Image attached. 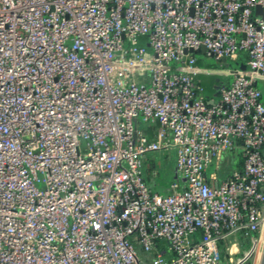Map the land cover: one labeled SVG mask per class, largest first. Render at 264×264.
Returning a JSON list of instances; mask_svg holds the SVG:
<instances>
[{
	"label": "built area",
	"instance_id": "built-area-1",
	"mask_svg": "<svg viewBox=\"0 0 264 264\" xmlns=\"http://www.w3.org/2000/svg\"><path fill=\"white\" fill-rule=\"evenodd\" d=\"M260 81L264 0H0V264H259Z\"/></svg>",
	"mask_w": 264,
	"mask_h": 264
},
{
	"label": "rangeland",
	"instance_id": "rangeland-1",
	"mask_svg": "<svg viewBox=\"0 0 264 264\" xmlns=\"http://www.w3.org/2000/svg\"><path fill=\"white\" fill-rule=\"evenodd\" d=\"M197 57H198V59L202 60V61H200V63L198 65H200L203 68L206 67V68H211V69H222L223 67H225L228 70H232L234 68L239 67L241 64V61H242V59L240 61H233V60L228 59L227 64H226L225 62H222L221 60H218L215 57H210V56H207L206 54H203V53H198ZM233 77L234 76L231 74H220L219 76L213 75L211 78V81L208 80V81H206V83H207V86H210L209 84L216 83L217 82L216 80L220 79V82L224 84L225 82H231L233 80ZM259 87L264 90V82L260 81ZM138 130H141V128H138ZM138 130L136 131V134L138 133ZM175 155L176 154L174 152L173 153L174 160L172 159L170 162L167 163V161H166L167 158H166L165 152H161V153L160 152H151L149 154V157L151 159H153V161H155V169L150 172L151 173L150 180H149V187L150 188L152 187L154 189H157V188L160 189L161 186H164V184L166 183L167 174H169V172L174 167ZM167 160H169V158ZM228 160H229V163L231 162L232 168H234L236 163L237 162L239 163L240 156L238 155V153H237V155H235V153H232L231 155L228 156ZM156 173L159 174L160 176L157 177ZM38 186L40 188H42L43 183L38 182ZM241 247H242V251H243L247 247L246 242L245 243L243 242V245ZM139 250H140L142 257H146L147 255H149V253H146L141 249H139Z\"/></svg>",
	"mask_w": 264,
	"mask_h": 264
},
{
	"label": "crops",
	"instance_id": "crops-1",
	"mask_svg": "<svg viewBox=\"0 0 264 264\" xmlns=\"http://www.w3.org/2000/svg\"><path fill=\"white\" fill-rule=\"evenodd\" d=\"M200 61H202V60L201 59H198V64L200 63ZM241 64H244V63L242 62ZM200 77L203 79L204 83L206 81H208V80L211 81V78H212L211 76H207V75H201ZM205 84H206V90H204V92H205V95L208 98V100L210 102H212L213 100H217L218 97H219V95L218 96H215V94L218 92V90H214L215 83H213V85L209 84L210 86H207V83H205ZM224 84L225 85H228V84H230V82H225ZM138 127L141 128V131L143 133H145L149 138H152V139L155 138V135H156L157 129H158V125L156 123H154V124H152V123H143V122H141L139 120ZM149 154H147V156L144 159L147 162L146 165L151 164V166H150L151 169L148 170L149 171V178L148 179L150 180V175H151L150 172L155 169V161H153V159H151L149 157ZM231 154H232V152H230L228 155H225V157L223 158L222 163H221V166H220V169L218 171V178L216 180V183L217 182H221L234 169L241 168V164H239L238 162L236 163L235 167L232 168L231 162L229 163V161H228V156L231 155ZM213 170H214V167H210L209 170H208V172H212ZM156 176L158 177L160 175L157 174ZM168 181L169 180L166 179V183L164 184V186H161L160 189H158V188L157 189H154L152 187L151 188H152V190L154 189L153 191H158V192H161V193H167V192H169Z\"/></svg>",
	"mask_w": 264,
	"mask_h": 264
},
{
	"label": "water",
	"instance_id": "water-1",
	"mask_svg": "<svg viewBox=\"0 0 264 264\" xmlns=\"http://www.w3.org/2000/svg\"><path fill=\"white\" fill-rule=\"evenodd\" d=\"M256 12H261V7L260 6L257 7ZM202 52H205V47L202 48ZM223 61L227 64L226 59H224ZM243 67L245 68L246 66L243 65ZM214 90H218V88H215ZM219 92H220V90H218V92L215 94V96H218ZM211 103H214V100ZM259 264H264V244H263V250H262V254H261V257H260Z\"/></svg>",
	"mask_w": 264,
	"mask_h": 264
},
{
	"label": "flooded vegetation",
	"instance_id": "flooded-vegetation-1",
	"mask_svg": "<svg viewBox=\"0 0 264 264\" xmlns=\"http://www.w3.org/2000/svg\"><path fill=\"white\" fill-rule=\"evenodd\" d=\"M216 81H217V82L215 83V86H216V87L214 86V89H215V88H218V90H219L220 87H221L222 85H224V84L220 82V79H217Z\"/></svg>",
	"mask_w": 264,
	"mask_h": 264
}]
</instances>
